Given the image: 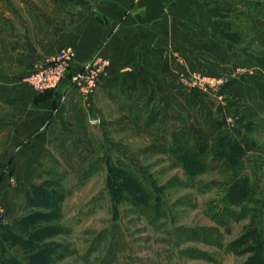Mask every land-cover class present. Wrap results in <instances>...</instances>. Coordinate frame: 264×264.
<instances>
[{
	"label": "rangeland",
	"instance_id": "1",
	"mask_svg": "<svg viewBox=\"0 0 264 264\" xmlns=\"http://www.w3.org/2000/svg\"><path fill=\"white\" fill-rule=\"evenodd\" d=\"M250 5L263 30L264 0ZM254 36L258 41L264 32ZM254 52L247 64L215 75L222 82L214 91L188 90L179 81L183 97L172 100L169 123L133 114L121 129L123 120L107 119L100 135L91 132L78 149L55 152L56 163L33 169L7 226L17 231L26 214L36 217L27 234L56 226L40 243L53 253L34 261V248L3 242L0 264H242L247 257L229 253L227 244L250 222L264 236L262 45ZM240 178L251 192L228 217L224 196Z\"/></svg>",
	"mask_w": 264,
	"mask_h": 264
},
{
	"label": "crops",
	"instance_id": "2",
	"mask_svg": "<svg viewBox=\"0 0 264 264\" xmlns=\"http://www.w3.org/2000/svg\"><path fill=\"white\" fill-rule=\"evenodd\" d=\"M252 1L0 0V245L33 169L56 163L55 152L78 149L107 119L123 120L121 129L133 114L169 123L182 74L218 76L253 60L255 47L264 52ZM64 47L75 52L70 74L96 57L107 62L87 99L69 80L47 94L23 81Z\"/></svg>",
	"mask_w": 264,
	"mask_h": 264
},
{
	"label": "trees",
	"instance_id": "3",
	"mask_svg": "<svg viewBox=\"0 0 264 264\" xmlns=\"http://www.w3.org/2000/svg\"><path fill=\"white\" fill-rule=\"evenodd\" d=\"M47 93L49 92L42 94ZM230 146L231 149L235 147L232 144ZM189 160L190 159L185 160V163H188ZM39 188H41V186H34L31 188V191L33 192L38 190L39 193H44V189ZM250 192V183L247 178H240L233 182L228 187V190L224 196V203L226 207L224 213L226 216L235 218L236 214L232 208L241 207L248 200ZM28 195L29 194H26V198ZM41 198L45 197L43 196ZM142 203L145 202L142 200ZM35 218L36 217L33 214L24 215L18 222L17 231H13L7 225H2V240L8 245H21L26 249L34 248V250L28 251V254L32 260L48 261V257L53 253V251L47 247L46 244L40 245V243L44 238H48L49 236L53 235V230L57 229V227L55 226L54 228L50 226H44L35 229L30 234H27L29 226L34 224L33 222L35 221L31 220ZM223 218L224 217L219 218L218 222L225 226V224L222 222ZM196 237L201 236L197 235ZM203 239L205 240L206 238L204 237ZM38 249L40 250L38 251ZM227 251L236 256H242L245 258L247 257L242 264H264V236L259 233L256 225L250 222L249 225L245 226L243 232L236 239L227 244ZM13 262V259H9V263Z\"/></svg>",
	"mask_w": 264,
	"mask_h": 264
},
{
	"label": "built area",
	"instance_id": "4",
	"mask_svg": "<svg viewBox=\"0 0 264 264\" xmlns=\"http://www.w3.org/2000/svg\"><path fill=\"white\" fill-rule=\"evenodd\" d=\"M138 2L140 0H130ZM75 59L71 47H64L56 54L34 65L33 70L24 78V83L36 93L55 91L64 80H69L72 87L83 97H91L99 88L101 78L105 75L107 62L99 57L92 59L81 70L70 74ZM180 84L188 90L200 92L214 91L222 79H217L206 72L197 71L180 76Z\"/></svg>",
	"mask_w": 264,
	"mask_h": 264
}]
</instances>
